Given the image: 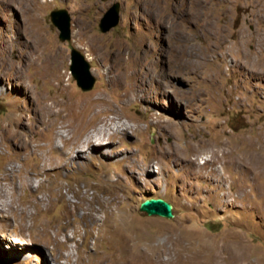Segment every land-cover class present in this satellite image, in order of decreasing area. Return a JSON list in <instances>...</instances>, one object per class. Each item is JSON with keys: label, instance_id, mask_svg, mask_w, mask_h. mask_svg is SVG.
<instances>
[{"label": "rangeland", "instance_id": "obj_1", "mask_svg": "<svg viewBox=\"0 0 264 264\" xmlns=\"http://www.w3.org/2000/svg\"><path fill=\"white\" fill-rule=\"evenodd\" d=\"M9 3L0 0V67L24 77L0 84V208L15 209L0 213V264H264V0H39L26 15ZM115 3L120 23L104 33ZM60 9L70 42L51 19ZM72 47L96 79L89 91L71 73ZM110 52L151 60L159 80L146 99L126 102L141 70L126 62L110 73ZM65 99L72 110L56 118L37 109ZM81 109L75 156L118 115L140 129L110 131L90 158H62L58 134ZM40 144L64 162L44 168ZM151 198L175 217L142 212Z\"/></svg>", "mask_w": 264, "mask_h": 264}, {"label": "bare ground", "instance_id": "obj_2", "mask_svg": "<svg viewBox=\"0 0 264 264\" xmlns=\"http://www.w3.org/2000/svg\"><path fill=\"white\" fill-rule=\"evenodd\" d=\"M14 2H16L17 4L19 3V7L21 8V10L23 11V13L27 14V11H31L33 10V3L35 2H39V0H13ZM6 2V1H5ZM10 0H8V7L11 6L9 3ZM25 14V15H26ZM32 14V13H31ZM193 15V14H192ZM29 16V15H28ZM30 17V16H29ZM30 26V24H29ZM28 29V27H27ZM31 30V29H30ZM29 30V31H30ZM32 32V31H31ZM37 40V39H36ZM40 41V40H39ZM95 41V40H94ZM101 55V54H100ZM107 55V54H106ZM133 55V54H132ZM146 55V54H145ZM98 56V55H97ZM103 56V55H102ZM109 56H112L113 59L115 60L114 64L112 63V66L110 68V73L112 72H116L118 71L120 68H121V65L126 63V62H135L138 66V71L141 70V72H139V75H138V81H139V84L136 85V87H132V88H128L125 90L124 92V98L126 100V102L128 103H131V102H136V101H139V100H143V99H146V95H147V92L148 90L151 88V86L154 84V85H157L158 83V80L154 75H153V72H152V69L154 67L152 66H145L147 65L146 63H149L150 61L142 56V55H135V56H131L129 55L128 57L122 53V52H117V53H111L109 54ZM149 56V54H148ZM105 57V56H104ZM150 57V56H149ZM154 57V56H153ZM39 57H30L28 59L29 63L32 65V64H36L38 63L37 60L39 61L38 59ZM97 58V57H96ZM102 58V57H101ZM111 58V57H110ZM178 58V57H177ZM106 59V58H104ZM112 59V58H111ZM108 60V59H107ZM110 60V59H109ZM113 60V61H114ZM59 61V59L57 57H53V58H47L46 59V62L48 64H50L51 62L55 63ZM111 63V61H110ZM151 63V62H150ZM154 64V63H153ZM7 65V64H6ZM150 65V64H149ZM21 66V65H20ZM109 66V67H110ZM136 66V67H137ZM154 66V65H153ZM17 67V66H16ZM22 68H24L22 66ZM5 67L1 68L0 67V84H8V83H11V85H13L14 87H16L15 84H13V80L17 79L18 81L19 80H22V78L24 77V73H23V70L21 69H17V68H14V72H15V77L14 79L13 78H10L8 76V74L6 73L5 71ZM44 69V68H43ZM54 70V69H53ZM109 70V69H108ZM48 73V72H47ZM137 73V71H136ZM131 74V73H130ZM155 74V73H154ZM121 79V78H120ZM137 79V78H136ZM17 82V81H16ZM121 82V81H120ZM160 82V81H159ZM138 83V82H137ZM162 83V82H161ZM160 83V84H161ZM159 84V85H160ZM19 86V85H18ZM155 87V86H154ZM157 87V86H156ZM163 88V87H161ZM152 89V88H151ZM165 89V88H164ZM17 91L19 92L18 94L21 96H29L28 94V91L27 88L24 86V85H21L17 88ZM165 91V90H164ZM32 92V91H31ZM163 92V90H162ZM166 92H167V89H166ZM165 92V93H166ZM2 94H9L8 91H5L3 89L0 88V95ZM18 95V96H19ZM33 97V96H32ZM74 100V98H73ZM105 98L103 97H89L88 99V102L89 103H100L102 101H104ZM32 103L34 102V99L31 100ZM36 101V99H35ZM106 101V100H105ZM71 101L70 100H61V101H53L52 104H48L46 103V101L44 102H40V107H38V111H40L42 114H48V115H52V116H59L61 115V113L63 112H66L68 110H72V109H69V108H72L70 105ZM31 103V102H30ZM104 103V102H103ZM34 104H36L34 102ZM105 104V103H104ZM112 111V110H111ZM85 111H83L82 109L79 111V117L77 119H72L68 122H65V126L63 128H69L70 130L67 131V135L65 134H58L59 136V139L61 142H63V145L59 146L58 149L60 150V153L61 155L63 156L62 158H65V159H69V160H74L76 157H80L82 156V154H85V156L87 158H90L91 157V154L89 155V150L92 148V147H99V146H102V145H105V144H109L111 141H112V137L113 135L109 136V132L110 131H115L116 133H125V132H128V131H132L133 133H136L138 132V130L140 129V126L139 127H134L133 125H130L128 124L127 122H124L121 118V116L118 115L117 118H114L111 120V125H108V127H102L95 135H89L88 136V139L86 141L83 142V144H80L79 145V151H77V156L74 155V153L71 152V150H68V146L71 145L72 141L74 140L75 138V133H76V130L78 129V127H81V123H82V115ZM118 114V113H117ZM68 117V114L65 116V119ZM161 119H163L162 116H158L157 117V120L158 123L161 121ZM163 121V120H162ZM161 121V122H162ZM131 122V120L129 119V123ZM64 123V122H63ZM56 124V119H54L53 121V124L52 122L50 123L49 125V129L52 128L54 125ZM41 125V124H40ZM80 130V129H79ZM71 133L73 135H71ZM81 133V131H80ZM119 135V134H118ZM11 136H13V138H17L18 141H19V144L24 147V146H29V140H27L24 136L23 133L19 132V131H15L13 133H11ZM49 145V144H48ZM52 145V144H51ZM50 145V146H51ZM41 144L39 146L36 147V149L40 150V151H43L47 153V156H45L43 153L41 154L42 157H45V162H44V165L43 167L44 168H54L57 164H62L64 161H62L61 163V159H54L51 155H52V149H55L54 147L50 148L49 151H46L44 150L43 148H41ZM215 151V150H214ZM21 152V151H19ZM36 152V151H35ZM83 152V153H82ZM244 156V155H243ZM246 156V155H245ZM246 158V157H245ZM240 159V158H239ZM57 160V161H56ZM258 160V159H257ZM213 161V160H212ZM257 164V163H256ZM258 172V171H257ZM227 180V179H226ZM10 192H8L9 194ZM11 194V197L13 198L14 196V193H10ZM7 196V195H6ZM6 206H8L6 203L3 204L0 208V213H3L6 212L8 215H10L9 212H15V209L13 207H9V209H6ZM19 208V207H18ZM24 212V211H23ZM6 216L3 215V218H5ZM10 217V216H9ZM6 232V231H5ZM3 233V232H2ZM2 235V234H1ZM12 235L8 234V232H6L5 235H3L4 238H8L10 239Z\"/></svg>", "mask_w": 264, "mask_h": 264}, {"label": "water", "instance_id": "obj_3", "mask_svg": "<svg viewBox=\"0 0 264 264\" xmlns=\"http://www.w3.org/2000/svg\"><path fill=\"white\" fill-rule=\"evenodd\" d=\"M121 4H113L106 12L100 23L102 32L107 33L120 23ZM53 24L60 31V39L63 42H70L72 39L71 16L65 9L56 10L51 14ZM71 73L78 85L84 90H91L96 79L90 72V64L85 56L76 48H71ZM140 210L150 216H160L168 219L175 217L174 207L170 202L161 198H151L141 204Z\"/></svg>", "mask_w": 264, "mask_h": 264}]
</instances>
